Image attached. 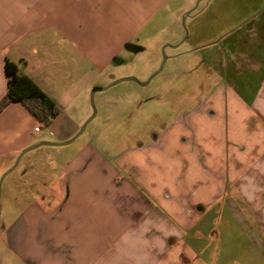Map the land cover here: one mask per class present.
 I'll return each mask as SVG.
<instances>
[{"label": "crops", "instance_id": "1", "mask_svg": "<svg viewBox=\"0 0 264 264\" xmlns=\"http://www.w3.org/2000/svg\"><path fill=\"white\" fill-rule=\"evenodd\" d=\"M174 1L0 0V99L7 60L60 109L69 108L90 83L85 69L99 77L124 50L141 52L133 41ZM250 16L236 18L235 26L247 29L229 30L238 34L225 45L218 43V26L203 33L200 42L211 40L202 43L203 62L219 80L195 109L131 151L136 160H114L125 176L117 186H107L117 167L85 150L58 174L57 214L38 222L44 249L38 264H206L201 254L209 249L201 247L206 236L199 228L215 207L243 228L249 250L264 264V17ZM55 120L46 127L20 103L8 104L0 112V175L24 150L47 144L50 138L38 135ZM62 124L74 127L66 141L81 123ZM75 162L87 166L73 177ZM223 226L232 227L227 220ZM186 235L193 247L184 243Z\"/></svg>", "mask_w": 264, "mask_h": 264}, {"label": "rangeland", "instance_id": "2", "mask_svg": "<svg viewBox=\"0 0 264 264\" xmlns=\"http://www.w3.org/2000/svg\"><path fill=\"white\" fill-rule=\"evenodd\" d=\"M232 13L237 15L235 19L227 18ZM250 13L251 19L263 18L264 0L252 4L244 0H176L151 20L133 41V46L143 49L141 52L124 50L118 61L99 77H95L93 67L85 69L87 73L89 71L90 83L85 85L83 97L77 101L71 98L69 108H59L60 114L54 125L47 129L41 127L42 133L38 136L49 137L47 145L53 146L30 151L11 173L3 178L16 160L0 175V264H38L39 252L44 250L39 247L38 222L55 218L57 211L53 204L58 203L57 176L77 160L82 151L97 154L111 167L116 166V158L124 155L125 161L136 160L139 154L131 155V151L149 144L171 122L196 108L219 80L209 63L203 62L206 50L203 44L211 41L200 42L203 33L218 26V43L225 45L237 36L238 33L233 36L236 30L247 29L244 23L235 26L236 18ZM231 29H234L233 33H228ZM177 36L181 38L172 44ZM191 47L195 49L193 54L185 55ZM182 53L184 55L180 56ZM163 58L166 60L161 71L146 86H140L158 72ZM123 79L136 82H121L97 92L91 103L93 89L106 88ZM77 81L76 72L74 82ZM93 110L95 116L83 132L72 143L61 146L79 133ZM68 120L81 124L71 138L63 141L64 135L74 131V127L63 128L62 123ZM86 166L85 163L72 165L74 173L71 175H80ZM130 166L139 167L136 164ZM116 169L119 173L114 181L107 183L108 187L117 186L125 178L120 169ZM102 171L108 170L104 167ZM232 219L219 207L208 211L199 228L206 236L201 247L205 245L209 249L201 254V261L206 264H262L255 250H249L246 232ZM224 220L230 222L231 232L223 226ZM214 232L219 234L220 243L215 242ZM190 236L186 235L184 243L193 247ZM180 263L184 264L185 260L181 259Z\"/></svg>", "mask_w": 264, "mask_h": 264}, {"label": "trees", "instance_id": "3", "mask_svg": "<svg viewBox=\"0 0 264 264\" xmlns=\"http://www.w3.org/2000/svg\"><path fill=\"white\" fill-rule=\"evenodd\" d=\"M3 71L6 93L0 99V112L10 103H20L46 127L60 114L59 107L23 73L19 65L6 60Z\"/></svg>", "mask_w": 264, "mask_h": 264}, {"label": "water", "instance_id": "4", "mask_svg": "<svg viewBox=\"0 0 264 264\" xmlns=\"http://www.w3.org/2000/svg\"><path fill=\"white\" fill-rule=\"evenodd\" d=\"M138 51H140V50H138ZM137 51V52H138ZM165 60H166V58H163V61H162V64H161V66H160V68H159V70H158V72L156 73V74H154L151 78H149L148 80H147V82H145L144 84H139L140 86H146L151 80H152V78L153 77H155L160 71H161V69H162V67H163V64H164V62H165ZM121 82H136L134 79H123V80H119V81H117V82H115L114 84H112V85H110V86H108V87H106V88H95V89H93L92 90V92H91V94H90V100H91V103H92V100H93V96H94V94L95 93H97V92H102V91H106L107 89H109V88H111V87H113V86H115V85H117V84H119V83H121ZM94 116H95V111L93 110V113H92V116H91V118L84 124V126L80 129V131H79V133L72 139V140H70L69 142H67V143H65V144H62L61 146H65V145H68V144H70V143H72L82 132H83V130H84V128L86 127V125L89 123V122H91L92 120H93V118H94ZM40 146H53V145H47V144H40V145H36V146H33V147H30V148H28V149H26V150H24L23 152H21L20 154H19V156H18V158L16 159V162H15V164H14V166L3 176V178L6 176V175H8L9 173H11L15 168H16V166H17V164H18V162H19V160H20V158L25 154V153H27V152H30V151H32V150H35V149H37L38 147H40Z\"/></svg>", "mask_w": 264, "mask_h": 264}, {"label": "built area", "instance_id": "5", "mask_svg": "<svg viewBox=\"0 0 264 264\" xmlns=\"http://www.w3.org/2000/svg\"><path fill=\"white\" fill-rule=\"evenodd\" d=\"M38 131H39V128H35V129H34V132H38Z\"/></svg>", "mask_w": 264, "mask_h": 264}]
</instances>
